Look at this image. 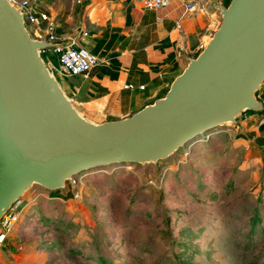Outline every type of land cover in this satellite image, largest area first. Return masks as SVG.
Masks as SVG:
<instances>
[{
    "label": "rangeland",
    "instance_id": "obj_1",
    "mask_svg": "<svg viewBox=\"0 0 264 264\" xmlns=\"http://www.w3.org/2000/svg\"><path fill=\"white\" fill-rule=\"evenodd\" d=\"M14 1L62 20L77 0ZM238 122L155 164L88 170L55 192L34 185L9 232L17 253L30 264H264V164Z\"/></svg>",
    "mask_w": 264,
    "mask_h": 264
},
{
    "label": "water",
    "instance_id": "obj_2",
    "mask_svg": "<svg viewBox=\"0 0 264 264\" xmlns=\"http://www.w3.org/2000/svg\"><path fill=\"white\" fill-rule=\"evenodd\" d=\"M221 23L168 91L130 117H83L50 73L23 13L0 0V221L34 185L50 192L82 172L155 164L206 132L262 113L264 0L213 5Z\"/></svg>",
    "mask_w": 264,
    "mask_h": 264
},
{
    "label": "crops",
    "instance_id": "obj_3",
    "mask_svg": "<svg viewBox=\"0 0 264 264\" xmlns=\"http://www.w3.org/2000/svg\"><path fill=\"white\" fill-rule=\"evenodd\" d=\"M194 1L199 11L184 14L182 0H172L161 10H146L134 0H77L62 20L50 16L57 22V37L85 32L76 46L97 58L88 74L62 76L59 82L78 113L96 123L117 121L161 98L218 29L221 17L213 5L224 6L226 0ZM54 55L41 53L45 64L56 68ZM256 97L264 103V83ZM262 117L241 116L236 130L251 135L264 164ZM9 235L0 249L1 264H30Z\"/></svg>",
    "mask_w": 264,
    "mask_h": 264
},
{
    "label": "built area",
    "instance_id": "obj_4",
    "mask_svg": "<svg viewBox=\"0 0 264 264\" xmlns=\"http://www.w3.org/2000/svg\"><path fill=\"white\" fill-rule=\"evenodd\" d=\"M7 1L11 6L23 13V19L27 29L29 27L34 29V35L31 34L32 37H37H33L34 39H44L46 42L54 45V47L49 50L40 51V55L46 51H51L56 55L58 66L54 68L51 65H46L50 73H52L54 76L55 73H58L63 77L86 75L96 65L97 58L93 54L81 46H76L78 40L87 35L85 32H79L77 35L68 38L57 37L55 34L57 22L55 19L51 18L46 13L34 12L29 1H22L20 3H16L14 0ZM134 1L140 4L146 10H161L167 8L172 0ZM182 5L184 14H191L199 11V4L194 0H182ZM126 88L132 89L133 87L129 85ZM143 88L144 87H140V89ZM261 114L263 115L262 124L264 125V110ZM68 182L69 185L73 186L75 184V178L72 177ZM67 184H65V186ZM19 204L13 205L0 221V249L5 244L9 231L12 229L18 219L19 212L17 208Z\"/></svg>",
    "mask_w": 264,
    "mask_h": 264
},
{
    "label": "trees",
    "instance_id": "obj_5",
    "mask_svg": "<svg viewBox=\"0 0 264 264\" xmlns=\"http://www.w3.org/2000/svg\"><path fill=\"white\" fill-rule=\"evenodd\" d=\"M230 1H231V0H226V1L224 2V6L227 7V6L229 5ZM248 113H250V112H247L246 114H248ZM246 114H244V115H246ZM244 115H242V116H244ZM65 184H67V182H66Z\"/></svg>",
    "mask_w": 264,
    "mask_h": 264
},
{
    "label": "bare ground",
    "instance_id": "obj_6",
    "mask_svg": "<svg viewBox=\"0 0 264 264\" xmlns=\"http://www.w3.org/2000/svg\"><path fill=\"white\" fill-rule=\"evenodd\" d=\"M66 183V182H65Z\"/></svg>",
    "mask_w": 264,
    "mask_h": 264
}]
</instances>
